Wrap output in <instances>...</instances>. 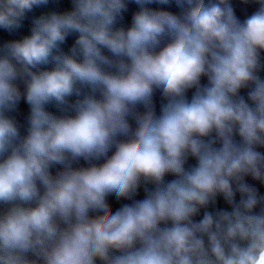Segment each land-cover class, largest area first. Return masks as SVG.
I'll return each instance as SVG.
<instances>
[{
  "label": "clouds",
  "instance_id": "clouds-1",
  "mask_svg": "<svg viewBox=\"0 0 264 264\" xmlns=\"http://www.w3.org/2000/svg\"><path fill=\"white\" fill-rule=\"evenodd\" d=\"M0 31V264H264V0H0Z\"/></svg>",
  "mask_w": 264,
  "mask_h": 264
},
{
  "label": "water",
  "instance_id": "water-1",
  "mask_svg": "<svg viewBox=\"0 0 264 264\" xmlns=\"http://www.w3.org/2000/svg\"><path fill=\"white\" fill-rule=\"evenodd\" d=\"M68 6H70V5H67V4L63 5V7H68ZM135 7H136V5H134V4L133 5H130V9H135ZM170 7L172 8V10H174V11L176 10V6L175 5H172ZM39 11L40 10L38 9L37 10V13ZM237 14L238 15L241 14L239 8H237ZM126 17H127V20L130 22V19H131L130 12L129 13H126ZM21 31L26 33L28 31L27 25ZM0 37H3V38H11V37H9V34L7 32H3V31H0ZM72 39H73V37H69L68 44L65 45V48H67L68 45L71 44ZM202 82L206 83V78H202ZM191 91L192 90H190L189 93H188L189 96L191 95ZM72 99H74V97ZM161 100H162V98H157V102H156L157 110H159V106H160ZM20 108H21V110H22L23 113H26L27 110H28V105L22 101L21 102V105H20ZM53 110H55V109H53ZM168 178L171 179V177H168ZM262 190H264V189H262ZM143 196H144V192H143V189H141L137 198H143ZM124 202H127V201H124ZM119 203L120 202L111 201L110 202V208L114 211L117 207H119ZM221 206H224L222 204V202H221Z\"/></svg>",
  "mask_w": 264,
  "mask_h": 264
}]
</instances>
